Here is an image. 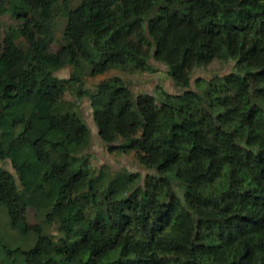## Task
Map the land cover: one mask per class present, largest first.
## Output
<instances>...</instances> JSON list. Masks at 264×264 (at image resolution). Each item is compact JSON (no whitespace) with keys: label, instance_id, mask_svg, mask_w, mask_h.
<instances>
[{"label":"trees","instance_id":"1","mask_svg":"<svg viewBox=\"0 0 264 264\" xmlns=\"http://www.w3.org/2000/svg\"><path fill=\"white\" fill-rule=\"evenodd\" d=\"M69 1L0 0L16 21L0 22V160L13 171L0 167V209L17 234L0 232V264H264V0ZM217 57L235 71L188 88ZM149 58L180 92L133 94L116 75L81 88L82 62L96 76ZM63 63L74 69L54 77ZM64 92L87 98L107 152L134 153L141 184L90 168Z\"/></svg>","mask_w":264,"mask_h":264},{"label":"rangeland","instance_id":"2","mask_svg":"<svg viewBox=\"0 0 264 264\" xmlns=\"http://www.w3.org/2000/svg\"><path fill=\"white\" fill-rule=\"evenodd\" d=\"M76 2L77 0H70L69 6L71 7L75 5ZM56 5L57 9L54 24V37L59 38L63 25V16L61 13L63 6L59 1ZM0 22L2 30H4L9 25L11 26L16 24L15 19L6 14L0 16ZM56 46L57 42L54 40L49 48L55 49ZM147 64L149 66V69L147 71H134L131 70V68L129 69V67L125 70H121L119 68H111L103 72L102 74L96 76H88L86 75L87 64L85 62H82L81 67L77 70V72L81 78V88L89 91L93 90L94 85L100 80L116 75L122 79V81L130 88L133 94L144 92L156 97L158 88L164 90L169 94L180 92L179 88L172 85V82L166 73V66L164 64L154 61L152 58L148 59ZM73 69V66H71L70 64L63 63L60 64L57 70L53 72V75L56 78H65L68 77L69 73ZM230 71H235L234 61L232 59H223L220 57L214 58L206 66L196 67L190 72L188 88L194 89L192 82L196 77L207 80L215 75L220 76L229 73ZM62 98L65 101L70 100L74 102L76 111L83 118L85 124L87 125V128L89 129L90 140L87 148L83 150V153L88 156L90 168L93 169L95 173L98 169L103 168V170L110 175L122 169L132 173L136 172L139 174V183L141 184L140 179L147 171L141 166V164L137 162L134 153L132 151L107 152L104 144L97 137L96 128L91 118V110L87 98L85 96L78 98L70 92H64ZM0 167L8 169L11 173H13L7 160H0ZM64 173L65 171H61V169L55 170L53 173V177L56 180H60L63 178ZM3 211L0 209V232L2 234L1 239L4 241L17 238V234L8 226L6 222L7 215L5 214V211L4 213ZM26 217L28 223L38 222L41 224L43 232L50 233L51 235H56L55 222L50 224L45 223L43 221V217L41 215H35L31 209L27 210ZM29 243L30 242L27 241L26 243L22 244L26 246ZM23 245L20 246L23 247Z\"/></svg>","mask_w":264,"mask_h":264},{"label":"clouds","instance_id":"3","mask_svg":"<svg viewBox=\"0 0 264 264\" xmlns=\"http://www.w3.org/2000/svg\"><path fill=\"white\" fill-rule=\"evenodd\" d=\"M176 94V93H175Z\"/></svg>","mask_w":264,"mask_h":264}]
</instances>
